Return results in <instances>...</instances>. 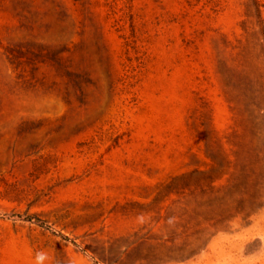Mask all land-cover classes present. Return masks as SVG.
<instances>
[{
	"label": "rangeland",
	"instance_id": "rangeland-1",
	"mask_svg": "<svg viewBox=\"0 0 264 264\" xmlns=\"http://www.w3.org/2000/svg\"><path fill=\"white\" fill-rule=\"evenodd\" d=\"M0 264H264V0H0Z\"/></svg>",
	"mask_w": 264,
	"mask_h": 264
}]
</instances>
